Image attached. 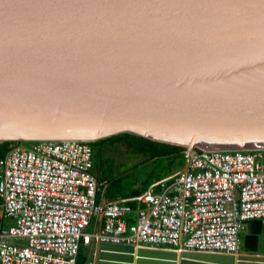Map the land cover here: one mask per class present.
Here are the masks:
<instances>
[{
  "label": "water",
  "instance_id": "water-1",
  "mask_svg": "<svg viewBox=\"0 0 264 264\" xmlns=\"http://www.w3.org/2000/svg\"><path fill=\"white\" fill-rule=\"evenodd\" d=\"M120 133L264 151V0H0V144Z\"/></svg>",
  "mask_w": 264,
  "mask_h": 264
},
{
  "label": "built area",
  "instance_id": "built-area-1",
  "mask_svg": "<svg viewBox=\"0 0 264 264\" xmlns=\"http://www.w3.org/2000/svg\"><path fill=\"white\" fill-rule=\"evenodd\" d=\"M186 159L161 191L141 196L131 223L127 201L98 202L91 142L15 146L0 158V264H77L92 240L238 251L243 223H264V151L199 150Z\"/></svg>",
  "mask_w": 264,
  "mask_h": 264
},
{
  "label": "crops",
  "instance_id": "crops-1",
  "mask_svg": "<svg viewBox=\"0 0 264 264\" xmlns=\"http://www.w3.org/2000/svg\"><path fill=\"white\" fill-rule=\"evenodd\" d=\"M152 160L154 159L146 158L145 162ZM179 171L180 169H175L163 179H155L148 189L154 192L161 191L160 182L170 179ZM98 182V202L136 200L134 205L129 203L134 208L130 222H134L135 210L140 205L139 199L144 193L132 196L131 192L136 190L132 189L130 192H118L106 198L108 188H105V191L104 181ZM96 220L95 218L89 226L90 232H94ZM77 264H264V223L257 218L243 223L240 231V248L236 252L190 249L181 245L117 244L92 240L90 244L81 246Z\"/></svg>",
  "mask_w": 264,
  "mask_h": 264
},
{
  "label": "rangeland",
  "instance_id": "rangeland-1",
  "mask_svg": "<svg viewBox=\"0 0 264 264\" xmlns=\"http://www.w3.org/2000/svg\"><path fill=\"white\" fill-rule=\"evenodd\" d=\"M31 144V141H26V145ZM109 157L112 160H107L105 163L104 178L101 180L104 181V189L108 188L106 198L111 197L112 194H118V192H130L132 189L142 192L148 182L159 176H167L175 169H181L178 163L179 159L174 161L173 157H164L145 162L146 158L142 154H135L123 147L110 154ZM171 161H174L175 164H171ZM98 176L100 177V174ZM11 223H13L12 219L5 218L4 226Z\"/></svg>",
  "mask_w": 264,
  "mask_h": 264
},
{
  "label": "trees",
  "instance_id": "trees-1",
  "mask_svg": "<svg viewBox=\"0 0 264 264\" xmlns=\"http://www.w3.org/2000/svg\"><path fill=\"white\" fill-rule=\"evenodd\" d=\"M93 147V159L94 167L93 173L96 176L97 180H102L104 178V165L107 163V160H112L109 157L110 154L118 151L119 148L123 147L126 150H129L133 153L142 154L144 157L151 159L164 158V157H173L174 161L179 159L180 168L183 169L186 163V155L184 153V147L179 145H173L169 143H163L151 140L149 138L132 134V133H120L110 137H106L97 141L91 142ZM18 145H26L24 142H11L7 141L0 144V158L7 155V153ZM174 161H171V164H175ZM180 169V170H181ZM100 174V177L98 176ZM102 175V177H101ZM164 176H159L156 180L163 179ZM153 181L148 182L143 191L134 190L130 195H139L145 193L148 188L152 185ZM128 203L134 205L136 200H128Z\"/></svg>",
  "mask_w": 264,
  "mask_h": 264
},
{
  "label": "bare ground",
  "instance_id": "bare-ground-1",
  "mask_svg": "<svg viewBox=\"0 0 264 264\" xmlns=\"http://www.w3.org/2000/svg\"><path fill=\"white\" fill-rule=\"evenodd\" d=\"M186 155V154H185ZM160 188V187H159Z\"/></svg>",
  "mask_w": 264,
  "mask_h": 264
}]
</instances>
